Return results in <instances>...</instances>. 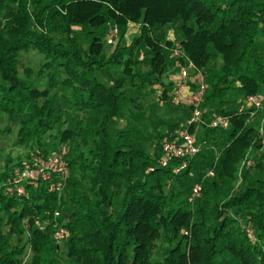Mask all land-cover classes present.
<instances>
[{"label":"trees","instance_id":"obj_1","mask_svg":"<svg viewBox=\"0 0 264 264\" xmlns=\"http://www.w3.org/2000/svg\"><path fill=\"white\" fill-rule=\"evenodd\" d=\"M129 23L138 30L127 45ZM114 25L119 39L106 53ZM167 25L171 42L154 32ZM263 36L264 0H0V264H264V130L251 123L258 113L239 110L264 94ZM171 47L207 87L203 124L189 127L199 150L178 173V160L160 165L162 144L191 113L171 102L178 81H164L183 62ZM31 54L37 65L25 61ZM156 87L182 117L168 122L159 103L140 105ZM71 115L73 129L64 127ZM216 117L228 126L211 128ZM9 136L26 162L66 150L60 193L56 179L11 193L25 162L2 155Z\"/></svg>","mask_w":264,"mask_h":264},{"label":"built area","instance_id":"obj_2","mask_svg":"<svg viewBox=\"0 0 264 264\" xmlns=\"http://www.w3.org/2000/svg\"><path fill=\"white\" fill-rule=\"evenodd\" d=\"M117 36V29L113 28L108 34L106 43L112 44ZM172 52L173 57H181L179 55L180 48H174ZM176 71L178 84L171 95V102L173 105L180 104L183 92L187 86L188 81L195 85V90L188 94L187 102L191 107L190 117L182 125V129L174 131L173 138L170 141H166L162 144L160 165L166 167L173 160H178L179 163L175 167V173L180 172L186 166V159L195 156L199 150V144L196 142L195 136L189 131L190 126H201L203 124L201 104L203 102V96L207 89L204 81V73H198L196 67L187 61L186 64L182 62L176 63ZM195 70L194 77L188 75V70ZM193 78V79H192ZM184 98V97H183ZM250 109V118H254L256 114L262 111L264 108V94H258L249 96L244 99L243 105L240 107ZM264 123V117H263ZM211 128L221 127L226 128L228 126V119L223 117H216L209 124ZM66 150L60 148L58 152L43 157L41 155L33 156L28 162H25L20 169H18L12 176L9 182L11 187V193H15L18 196L25 195L24 184L27 182H49L53 179L57 180L56 184L51 187L52 192L60 193L61 183L68 177V169L65 166ZM209 176L213 173L209 172ZM201 186L195 185L191 190V196L189 201H193L194 198L200 195ZM59 213L55 212L54 217H58ZM38 224V221L35 222ZM53 239L55 243H60L66 235L64 227L58 224H54ZM252 238V233L249 232Z\"/></svg>","mask_w":264,"mask_h":264},{"label":"rangeland","instance_id":"obj_3","mask_svg":"<svg viewBox=\"0 0 264 264\" xmlns=\"http://www.w3.org/2000/svg\"><path fill=\"white\" fill-rule=\"evenodd\" d=\"M114 28L117 29V27L114 25L113 26ZM126 31H125V35H124V40L126 42V44H130L132 38L134 36L137 35V30H138V26L135 25V24H131L129 23L127 26H126ZM74 31H75V34L76 36H78V39L79 41L82 43V44H85V42L87 41L86 37H85V33L86 31L80 27H75L74 28ZM156 34H163L165 36V39L167 41H173L175 36H174V32H173V28L170 26V25H167V26H164V27H157L156 31H154ZM154 33V34H155ZM149 35L152 37L153 34L152 33H149ZM108 36L106 35V37L103 39V44H104V51L106 53H110L112 51V49L115 47V45L117 44L118 42V39H119V33H118V30H117V36L114 40V42L112 44H107L106 43V38ZM257 42L259 44V49L260 50H264V36L261 37V38H257ZM174 48L171 47V51L173 52ZM179 55L181 56V58L183 59V62L184 64H186L187 62V59L185 58V55L183 54L182 50L180 49V52H179ZM30 60L31 63L33 65H37L38 63V57L31 54V55H26L25 56V61ZM196 70L198 71V73H203V70L202 69H197ZM198 73L195 74V70H192V69H189L188 70V75L190 77H194V75H197ZM111 76L113 77H118L119 74L118 73H115V72H112L110 74ZM177 78V71L174 70L173 72L170 71L169 74H167L166 78L164 79L165 83H174V81L176 80ZM193 79V78H192ZM101 80H105L103 79V77H101ZM195 90V85H193V87H189V85L187 84L184 92H183V97H182V100L180 102L181 103H184L186 104L187 106L189 105L188 102H187V97H188V94H190V92L194 91ZM160 93H161V89L156 87L155 88V92L154 94L150 95V96H146V97H143V98H138L137 101L140 102L141 106L144 107V106H148V105H154L155 103H159V106L157 107L158 109L156 110V113L160 114L161 118L165 119L166 121L168 122H172L173 120L175 119H178L180 117L183 116V114L180 112V111H177V110H174L172 107H169V106H166L165 104H162L160 103V101L158 100L159 99V96H160ZM190 106V105H189ZM202 106V104H201ZM264 108V107H263ZM191 112V111H190ZM258 115L259 117H257L258 119H256V117L251 121V123H254L256 120H258L260 123L256 125L255 127V130H258L259 132L264 130V123H263V117H264V109L260 112H258ZM76 120H77V117L74 116V115H71L69 117V120H67L66 122V125L64 127H68V128H75L76 127ZM5 126V120L4 118H0V129H3ZM262 129V130H261ZM261 133V132H260ZM13 139L14 137L13 136H9V141L7 142V146H6V149L4 150V152L2 153L3 156L5 155H10V157L18 162V161H21V163L23 162H26V155H25V151L23 148H14L12 147V142H13ZM261 145H262V149L261 151L264 149V137L262 139V142H261ZM252 154H256L257 157L260 156V153L257 152V149L255 148H250L249 150V153L245 156V158H247L250 166L252 169H250V171L253 173V164L254 162L252 161V158H251V155ZM240 167H241V164L239 165L238 167V170H237V174L239 173V170H240ZM253 170V171H252ZM212 177V176H210ZM238 185V181L236 183ZM236 185V187H237ZM186 234V233H184ZM62 243V242H60Z\"/></svg>","mask_w":264,"mask_h":264},{"label":"crops","instance_id":"obj_4","mask_svg":"<svg viewBox=\"0 0 264 264\" xmlns=\"http://www.w3.org/2000/svg\"><path fill=\"white\" fill-rule=\"evenodd\" d=\"M170 71H172L173 72V68L172 69H170ZM176 81V80H175Z\"/></svg>","mask_w":264,"mask_h":264}]
</instances>
